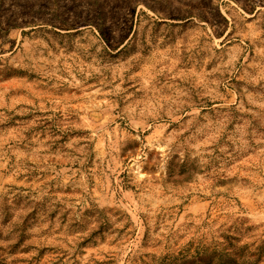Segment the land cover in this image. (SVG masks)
Segmentation results:
<instances>
[{"label": "rangeland", "instance_id": "rangeland-1", "mask_svg": "<svg viewBox=\"0 0 264 264\" xmlns=\"http://www.w3.org/2000/svg\"><path fill=\"white\" fill-rule=\"evenodd\" d=\"M0 264H264V0H0Z\"/></svg>", "mask_w": 264, "mask_h": 264}]
</instances>
